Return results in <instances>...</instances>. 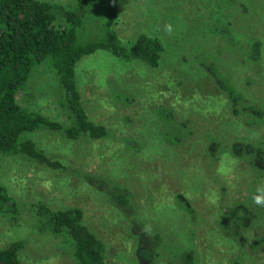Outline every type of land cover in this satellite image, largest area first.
<instances>
[{"label": "rangeland", "instance_id": "374dc122", "mask_svg": "<svg viewBox=\"0 0 264 264\" xmlns=\"http://www.w3.org/2000/svg\"><path fill=\"white\" fill-rule=\"evenodd\" d=\"M47 1L75 6L78 0ZM86 1L77 30L81 44L104 37L108 16L102 0ZM211 1L123 0L116 31L126 40L146 31L161 36L169 46L163 67L148 71L106 51L81 60L76 71L83 105L110 136L92 143L60 133L33 135L65 169L0 161V184L18 206L17 214L0 215V249L24 241L22 264H75L70 248L38 215L45 205L83 209L86 225L108 245L109 264H185L192 250L194 264H264V207L252 201L264 186V79L249 70L228 37L231 28L264 40V0H237V9L224 5L227 25L211 21L208 5L219 8L223 0ZM249 6L253 17L244 14ZM222 69L229 80L234 70L239 90L219 77ZM203 75L208 86L179 85ZM57 86L52 71L36 66L19 102L69 126ZM250 142L258 150L248 155ZM118 194L128 197L132 214L114 202Z\"/></svg>", "mask_w": 264, "mask_h": 264}, {"label": "trees", "instance_id": "16d2710c", "mask_svg": "<svg viewBox=\"0 0 264 264\" xmlns=\"http://www.w3.org/2000/svg\"><path fill=\"white\" fill-rule=\"evenodd\" d=\"M122 3L123 0H116L113 5L112 0H102V7H107L108 11L107 22L105 21L103 26L104 37L81 44L77 30L81 22L85 21L86 0H78L75 6L58 5L47 0H0V161L21 159L48 169H65L61 162L38 147L32 138L33 135L40 132L60 133L69 141L86 139L92 143L110 136L104 125L91 120L83 105L77 85V65L84 57L97 51H106L126 63L144 66L146 70L155 72L163 67L164 57L169 49L166 41L156 33L140 32L136 39L129 40L121 37L116 31V25L119 5L122 6ZM231 3H236L234 6L237 9V0H223L219 8H215L216 2L209 4L211 21L227 25L223 18L224 5ZM243 11L244 14L251 13L250 17L254 15L250 6ZM232 35L237 41L232 39ZM228 37L231 38L229 45L246 60L249 70L264 79V40L246 39L247 35L231 28ZM207 56L211 59L208 53ZM42 65L56 76L57 94L62 97L59 105L70 121L69 126L20 105L19 96L25 91L33 69ZM223 70L219 71V77L233 82L234 70L231 72L233 79L230 80ZM196 78L198 79L195 84L185 83L184 78L179 85L184 89L195 87L196 82L208 86L204 75ZM233 83L236 84L237 81ZM192 93L196 94V91ZM240 97L242 100L247 99L244 93H240ZM184 98L190 101L187 96ZM262 112L264 114V108ZM263 114L260 112L259 118L264 121ZM256 147V144L248 143L247 154L256 152ZM228 149L232 150L229 146ZM111 197L117 204L128 208L132 214L133 209L127 196L118 194ZM17 213L16 198L0 184V215ZM38 215L47 223L51 235L70 248V255L75 264H109L108 245L86 225L83 209L71 207L53 210L42 205L38 209ZM24 247V241H15L0 249V264H22L20 255ZM145 252L148 254L146 257L153 256L150 254L153 252ZM195 253L194 250L187 253L185 264H194Z\"/></svg>", "mask_w": 264, "mask_h": 264}, {"label": "clouds", "instance_id": "9594fccd", "mask_svg": "<svg viewBox=\"0 0 264 264\" xmlns=\"http://www.w3.org/2000/svg\"><path fill=\"white\" fill-rule=\"evenodd\" d=\"M113 5L116 4V0H112ZM164 30L169 34L173 31V26L171 24H166ZM252 201L256 206L264 207V186H258L256 188V194L252 196Z\"/></svg>", "mask_w": 264, "mask_h": 264}]
</instances>
